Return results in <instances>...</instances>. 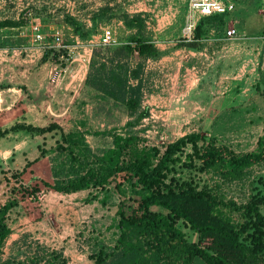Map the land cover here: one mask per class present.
I'll return each instance as SVG.
<instances>
[{"label": "rangeland", "instance_id": "obj_1", "mask_svg": "<svg viewBox=\"0 0 264 264\" xmlns=\"http://www.w3.org/2000/svg\"><path fill=\"white\" fill-rule=\"evenodd\" d=\"M231 1L234 10L222 17L193 16L201 22L197 33L186 27L189 0H0V131L8 130L0 134V202H18L8 215L0 264L41 263L55 254L64 264H86L100 246L113 245L118 203L130 202L136 188L111 180L66 193L45 181L86 169L93 155L114 146L115 134L135 136L124 155L134 146L162 150L193 131L236 150L252 148L264 133V0ZM33 20L42 24L40 43L31 39ZM229 26L234 37L226 35ZM106 28L112 39L102 43ZM137 37L153 41L157 51L125 52ZM102 58L106 73L117 60L136 68L131 83L140 80L139 90L128 91L136 103L86 82L91 62L96 67ZM52 120L64 135L39 130ZM29 124L34 128L21 127ZM182 170L177 174L200 183L212 176ZM263 178L264 161L221 181L220 190L245 202L264 194Z\"/></svg>", "mask_w": 264, "mask_h": 264}, {"label": "trees", "instance_id": "obj_2", "mask_svg": "<svg viewBox=\"0 0 264 264\" xmlns=\"http://www.w3.org/2000/svg\"><path fill=\"white\" fill-rule=\"evenodd\" d=\"M227 13L203 16L219 18ZM201 22L195 26L200 31ZM125 52L138 57L154 54L153 41L137 37L124 45ZM98 62L86 77V82L106 94L136 103L128 91H138L140 80L135 69L117 60L106 73L107 61ZM21 127L34 128L32 125ZM41 132L60 130L57 122L50 121L39 128ZM8 130L3 129L0 134ZM71 136L72 134L69 133ZM134 135L115 134L114 146L102 155H93L86 169L73 177L45 185L59 192H74L93 186H104L115 180L116 187L128 181L139 192L120 200L116 214L117 231L110 247L100 246L89 256L96 264H194L202 259L205 264H259L264 261V194H254L245 202L226 198L221 192V181L241 177L246 170L264 161V133L249 150H236L216 137L201 132H188L166 143L161 150L157 146L132 147ZM67 141V140H66ZM77 141H72L76 145ZM95 163V164H94ZM177 167L195 173L211 172L201 178L177 174ZM215 176V178L213 177ZM264 180V178H263ZM88 198H96L90 194ZM18 204L16 199L0 202V249L11 229L8 223L10 209ZM194 238H191V235ZM41 263L18 260L12 264H64L57 260Z\"/></svg>", "mask_w": 264, "mask_h": 264}, {"label": "built area", "instance_id": "obj_3", "mask_svg": "<svg viewBox=\"0 0 264 264\" xmlns=\"http://www.w3.org/2000/svg\"><path fill=\"white\" fill-rule=\"evenodd\" d=\"M189 7L192 11V16L190 15L186 21V27L189 32L194 30L196 22L194 20L195 15L198 17L209 16L212 14H222L228 13L234 10L235 6L231 0H189ZM31 39L35 43H40L44 38V32L42 29V24L38 20H33L30 23ZM226 35L229 37H234L237 35V30L234 26H229L226 28ZM55 37V43L59 45L61 43V33L59 30H55L53 33ZM112 39V32L110 28H106L101 37L102 43H108Z\"/></svg>", "mask_w": 264, "mask_h": 264}, {"label": "crops", "instance_id": "obj_4", "mask_svg": "<svg viewBox=\"0 0 264 264\" xmlns=\"http://www.w3.org/2000/svg\"><path fill=\"white\" fill-rule=\"evenodd\" d=\"M0 153H2V155H3V150L0 149ZM86 264H96V263L94 261H92V262H87Z\"/></svg>", "mask_w": 264, "mask_h": 264}]
</instances>
